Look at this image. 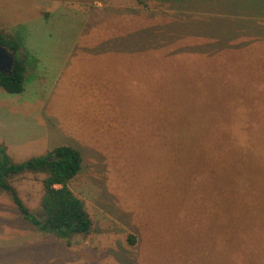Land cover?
<instances>
[{
    "label": "rangeland",
    "instance_id": "1",
    "mask_svg": "<svg viewBox=\"0 0 264 264\" xmlns=\"http://www.w3.org/2000/svg\"><path fill=\"white\" fill-rule=\"evenodd\" d=\"M0 32L28 97L0 90L5 153L78 150L67 187L91 222L65 242L0 191V264H264L242 231L264 170L220 172L247 152L264 166V0H0ZM43 178L7 179L33 214Z\"/></svg>",
    "mask_w": 264,
    "mask_h": 264
},
{
    "label": "trees",
    "instance_id": "2",
    "mask_svg": "<svg viewBox=\"0 0 264 264\" xmlns=\"http://www.w3.org/2000/svg\"><path fill=\"white\" fill-rule=\"evenodd\" d=\"M0 46L14 52V62L9 75L0 74V89L7 94L16 95L22 92L25 78V61L18 56L19 45L9 35L0 33ZM223 166L220 172L224 177L234 169L241 170V179H247L243 167L250 165L257 169V158L247 152L244 155L223 156ZM81 156L78 150L70 146H58L43 156L32 157L20 163H12L0 146V191L6 193L22 220L39 232L49 233L65 242L75 235H86L91 222L84 211L81 201L68 189L67 183L73 179L80 170ZM255 165V166H254ZM21 173H38L44 175L41 181L42 195L39 200V209L36 214L29 212L17 196L16 191L7 182L9 177ZM264 173L254 171L251 180L262 178ZM252 189L253 195L261 198L255 204V220L250 221L248 228L242 231L247 235L256 236V241L264 243V177ZM255 199V198H254ZM256 200V199H255ZM257 201V200H256ZM226 205V200H225ZM225 209V214H230ZM227 221V220H226ZM253 232L255 235L248 234ZM243 238L239 236L238 239ZM242 240V239H241ZM129 245H133L132 237L127 238ZM235 246V245H234ZM248 257L254 254L251 247L245 249Z\"/></svg>",
    "mask_w": 264,
    "mask_h": 264
},
{
    "label": "water",
    "instance_id": "3",
    "mask_svg": "<svg viewBox=\"0 0 264 264\" xmlns=\"http://www.w3.org/2000/svg\"><path fill=\"white\" fill-rule=\"evenodd\" d=\"M14 62V52L0 46V74L9 75Z\"/></svg>",
    "mask_w": 264,
    "mask_h": 264
},
{
    "label": "crops",
    "instance_id": "4",
    "mask_svg": "<svg viewBox=\"0 0 264 264\" xmlns=\"http://www.w3.org/2000/svg\"><path fill=\"white\" fill-rule=\"evenodd\" d=\"M1 33V32H0ZM1 90V89H0ZM2 92H4V91H2ZM5 93V92H4ZM22 93H23V95L21 96V101H25V100H28V97L27 96H25L24 95V91L22 90ZM7 94V93H6ZM21 93H19V94H16V95H20ZM8 95H11V94H8ZM2 96L3 97H5V95H0V98H2ZM20 100H13V101H6V106H7V108L9 109V106L11 105V107H13L14 105H15V107L21 102ZM2 104V102H0V105ZM1 143H4V140L3 139H1L0 138V145H2ZM3 146V145H2ZM4 147V146H3ZM6 147H4V149H5Z\"/></svg>",
    "mask_w": 264,
    "mask_h": 264
}]
</instances>
